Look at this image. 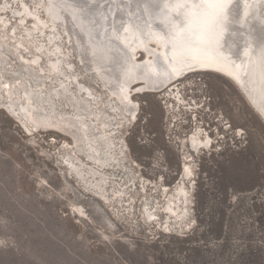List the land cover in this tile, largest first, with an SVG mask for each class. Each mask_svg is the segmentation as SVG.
I'll list each match as a JSON object with an SVG mask.
<instances>
[{
  "label": "rangeland",
  "instance_id": "374dc122",
  "mask_svg": "<svg viewBox=\"0 0 264 264\" xmlns=\"http://www.w3.org/2000/svg\"><path fill=\"white\" fill-rule=\"evenodd\" d=\"M0 2L4 5L0 6V34L7 28L14 31L0 36L6 45L3 66L18 69L21 59L43 76L44 84H53L43 57L31 62V50L14 47L22 31L16 21L19 6L26 2L31 9L34 3ZM30 18L21 22L23 28L32 25ZM43 39L36 37L38 43ZM60 42L68 50L63 35ZM64 59L70 71H80L74 55L67 53ZM7 72L0 79L4 110L9 107L8 96L18 95H4L15 87L9 84L15 72ZM210 73L216 72L192 73L180 84V96L193 97L188 101L199 105L194 112L179 111L176 100L163 93L145 90L131 95L139 110L130 128L119 125L121 143L112 149L120 161L117 171L92 165L95 176L107 177L111 185L96 196L62 162L63 153L69 152L76 158L71 155L67 161L78 167L89 165L71 149L69 134L49 119L34 125L20 110L10 107L7 115L0 110V263L264 264V129L236 91L234 84L243 94L237 84L227 75L217 73L231 83ZM79 74L98 95L92 105L97 112L103 108V92L84 77L85 71ZM25 80L32 84L31 78ZM44 123L51 130L40 128ZM226 125L231 128L224 129ZM196 126L215 139L214 146L200 154L188 151L183 142ZM184 160L193 171L185 178ZM178 185L188 189L190 198L183 223L165 229L161 213L144 221L142 203L161 204Z\"/></svg>",
  "mask_w": 264,
  "mask_h": 264
},
{
  "label": "bare ground",
  "instance_id": "6f19581e",
  "mask_svg": "<svg viewBox=\"0 0 264 264\" xmlns=\"http://www.w3.org/2000/svg\"><path fill=\"white\" fill-rule=\"evenodd\" d=\"M28 1L34 3V9H30L26 2H21L19 19L16 21L22 31L14 39V47L22 46L27 52L31 50V62L43 57L47 62L46 70L51 81L55 82L44 84L43 76L39 77V73L36 74L21 59L17 65L22 64L23 74H17V68L3 66L4 59L1 57L6 45L0 39V67L16 71V76L12 74L14 77L9 82L10 86H15L14 90L10 91L9 86L4 95L18 92L17 96H8L9 105L16 106L32 124L49 119L55 122L52 124L55 128L70 135L71 149L89 165L82 163L78 167L67 161L72 155L69 152L63 153L62 162L68 170L74 169L72 177L80 184H86L87 190L95 196L101 193L102 188L107 190L111 185L107 177L95 176L92 165L115 171L116 164L120 163L112 149H118L121 143V136L117 134L119 125L130 128L137 118L136 112L139 108L137 101L131 96L133 93L145 90L163 93L167 98L176 100L179 111L194 112L199 105L197 102L192 105L188 101L193 97L180 96V84L192 73L216 72L229 76L241 89L247 101L254 104L264 120V0H230L228 20L218 34V42L193 50H188L189 46L182 41L180 35L187 27L184 16L193 10V4L206 0ZM185 3L189 5L188 8H179V5ZM39 9L43 12L42 17L38 13ZM27 16L31 17L32 25L23 28L21 22ZM66 16L73 27L69 22L66 24ZM46 27L50 28L47 32ZM11 31L14 32L7 28L0 36L8 35ZM62 35L69 41L68 50L60 42ZM37 36H44V42L38 43ZM77 36H83L85 48L86 44L90 48L89 66L82 59L87 55ZM67 53L75 56L81 66L78 69L80 71L69 70L66 64L68 62L64 59ZM193 56L196 58L193 59ZM27 67H30L31 74L26 70ZM83 71L86 72L84 77L95 82L103 92V108L99 107L97 112L92 105L98 95L92 92L88 81L82 82L79 79V72ZM26 78L35 80L30 85L26 83ZM35 85L43 88L35 89ZM27 91L45 100L39 105L42 114L34 117L23 102ZM62 105L67 106L68 110L60 109ZM50 108L57 115L49 114ZM57 123L59 126L55 125ZM40 128L51 130L49 128L52 127L44 123ZM226 128L230 129L231 126L226 125L224 129ZM235 132L241 134L242 130L236 129ZM184 141L188 151L200 154L210 145L212 148L215 139L206 129L196 126L186 134ZM190 155H186L185 160L189 161ZM185 160L182 166L184 178L193 172ZM126 183L125 181L124 184ZM189 200L188 189L178 185L175 192L166 195L161 204L155 200L142 203L141 214L144 221L150 222L156 213H161L162 218H165V229H169L170 225L183 223Z\"/></svg>",
  "mask_w": 264,
  "mask_h": 264
},
{
  "label": "snow or ice",
  "instance_id": "6c2138e0",
  "mask_svg": "<svg viewBox=\"0 0 264 264\" xmlns=\"http://www.w3.org/2000/svg\"><path fill=\"white\" fill-rule=\"evenodd\" d=\"M229 3L230 0H206L191 6L193 10L184 16L187 27L180 34L182 41L189 46L188 50L218 42V34L228 20ZM188 7L186 3L179 5L181 9ZM195 58L193 56V59Z\"/></svg>",
  "mask_w": 264,
  "mask_h": 264
},
{
  "label": "water",
  "instance_id": "95a60500",
  "mask_svg": "<svg viewBox=\"0 0 264 264\" xmlns=\"http://www.w3.org/2000/svg\"><path fill=\"white\" fill-rule=\"evenodd\" d=\"M65 21H66V24L68 23V17L66 16L65 17ZM68 30H69V28H68ZM78 37V36H77ZM81 41V44H82V47H84V50H85V54L87 55V56H85L84 58H82L83 59V61L85 62V65L86 66H89V63H90V60H89V58H88V56H89V54H90V48H88L87 46V44H86V48H85V41H84V38H83V36H81V38L80 37H78ZM96 47V46H95ZM90 57V56H89ZM23 70H24V67L22 66V64L21 65H19V67H18V69L16 70L17 71V74H23ZM26 70L31 74V71H30V67H27L26 68ZM8 70L7 69H5V68H2V67H0V76H6L7 77V75H8V72H7ZM15 71V72H16ZM2 74V75H1ZM12 74V73H11ZM210 74H214V75H217V76H219V77H222L223 79H225V80H227L225 77H223V76H221V75H219V74H217V73H210ZM93 76V75H92ZM11 78L12 77H14V76H10ZM35 80V79H34ZM34 80H31V82L33 83V81ZM98 80H100V78L98 77ZM227 81H229V80H227ZM230 82V81H229ZM231 83V82H230ZM234 87H235V89H236V91L239 93V95L241 96V98H242V100L246 103V105L249 107V109H250V111H251V113L257 118V120H258V122H259V124H260V126L262 127V129H264V120H263V118H262V115L260 114V112L255 108V106H253L252 104H250L247 100H246V98L243 96V94L241 93V92H239L238 91V88L236 87V85L234 84ZM12 90V88H10V91ZM2 93H5V91L4 90H2ZM24 99L25 100H23V102L25 103V104H27V106H28V108L30 109V111L32 112V115L35 117V115L36 114H42V108L39 106L41 103H43L45 100L44 99H42L41 97H39V96H34L33 94H31L30 92H26L25 93V95H24ZM30 104H33V105H30ZM34 105H36V106H34ZM10 107H13V108H15L16 110H19V109H17V107L16 106H12V105H9V109H10ZM8 108H5V110L3 109V108H0V110H2V111H6L7 110V113H8ZM10 110H12V109H10ZM14 110V109H13ZM7 113L5 112V114L7 115ZM56 112H55V110L54 109H49V114H52V116H53V114H55ZM27 120V119H26ZM28 122H29V120H27ZM1 264V263H0Z\"/></svg>",
  "mask_w": 264,
  "mask_h": 264
}]
</instances>
